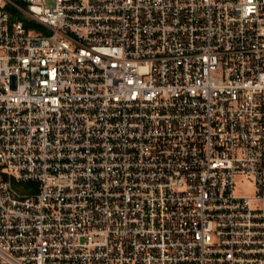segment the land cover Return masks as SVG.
I'll return each instance as SVG.
<instances>
[{
	"label": "built area",
	"instance_id": "obj_1",
	"mask_svg": "<svg viewBox=\"0 0 264 264\" xmlns=\"http://www.w3.org/2000/svg\"><path fill=\"white\" fill-rule=\"evenodd\" d=\"M0 264H264V0H0Z\"/></svg>",
	"mask_w": 264,
	"mask_h": 264
},
{
	"label": "rangeland",
	"instance_id": "obj_2",
	"mask_svg": "<svg viewBox=\"0 0 264 264\" xmlns=\"http://www.w3.org/2000/svg\"><path fill=\"white\" fill-rule=\"evenodd\" d=\"M253 193V184L243 182L240 184L237 194L240 196H250Z\"/></svg>",
	"mask_w": 264,
	"mask_h": 264
},
{
	"label": "trees",
	"instance_id": "obj_3",
	"mask_svg": "<svg viewBox=\"0 0 264 264\" xmlns=\"http://www.w3.org/2000/svg\"><path fill=\"white\" fill-rule=\"evenodd\" d=\"M19 18L21 20H24L25 21L26 26H28V27H34V24L32 22H29L28 20L24 19V17L19 16Z\"/></svg>",
	"mask_w": 264,
	"mask_h": 264
}]
</instances>
